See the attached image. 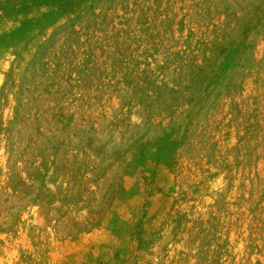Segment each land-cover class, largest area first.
<instances>
[{
  "label": "rangeland",
  "instance_id": "obj_1",
  "mask_svg": "<svg viewBox=\"0 0 264 264\" xmlns=\"http://www.w3.org/2000/svg\"><path fill=\"white\" fill-rule=\"evenodd\" d=\"M0 264H264V0H0Z\"/></svg>",
  "mask_w": 264,
  "mask_h": 264
}]
</instances>
